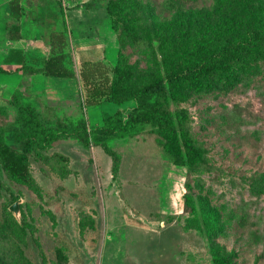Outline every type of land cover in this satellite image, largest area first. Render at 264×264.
<instances>
[{
  "label": "rangeland",
  "instance_id": "374dc122",
  "mask_svg": "<svg viewBox=\"0 0 264 264\" xmlns=\"http://www.w3.org/2000/svg\"><path fill=\"white\" fill-rule=\"evenodd\" d=\"M138 2L140 11L132 7L124 17L139 23L142 41L126 38L118 62L132 73L120 90L126 101L88 104L81 89L44 102L35 112L57 137L42 146L21 141L28 132L22 111L0 99V134L17 149L29 145L30 155L27 183L11 180L0 164V251L9 264H58L60 251L65 264H215V248L235 264H264V43L249 46L226 72L183 83L172 96L133 98L198 44L224 49L252 38L238 22L247 12L264 31V0ZM70 22L74 42H103L76 48L79 62L85 56L116 63L119 46L107 18L75 23L70 15ZM18 80L4 78L10 86ZM156 102L188 112L205 165L175 163L158 123L133 124L121 134L101 130L107 115L119 112L127 121ZM18 201L16 216L11 207ZM210 215L214 234L206 226Z\"/></svg>",
  "mask_w": 264,
  "mask_h": 264
},
{
  "label": "trees",
  "instance_id": "16d2710c",
  "mask_svg": "<svg viewBox=\"0 0 264 264\" xmlns=\"http://www.w3.org/2000/svg\"><path fill=\"white\" fill-rule=\"evenodd\" d=\"M175 1L168 0L172 5L177 4ZM105 4L107 14L119 40L118 61L113 67L101 63H92L83 67L81 77L85 89L84 99H87L88 104H100L107 101L121 104L128 99L125 95L122 97L120 90L132 73L118 67L120 50L126 38H131L138 43L142 41L139 23L127 20L124 17L127 10L132 7H135L136 11H140L138 0H109ZM252 16V12H247L238 21L243 27H249L252 30V38L245 39V42H239L224 49L214 48L209 44H198L191 51L190 56L180 61L177 67L165 75H157L153 80L144 84L136 91L133 98L172 96L174 90L183 83L196 81L214 73L226 72L230 69L231 63L240 57V54L249 46L252 48L264 43V31H260L254 26ZM115 20L121 25L117 26ZM58 37H62V35ZM61 58L62 56L53 54L42 69H34L32 72H43L46 75L58 77L73 76L74 73L62 66ZM6 105H12L22 111L28 130L27 133H22V136H20L24 144L35 141L42 146H48L57 137V131L54 128L46 127L39 120L35 112L38 111V108L23 102L21 92H16ZM0 111L2 110L0 109ZM188 119L189 115L185 109H181L177 114H174L168 110L163 102H156L151 109L139 110L136 114L130 113L127 121L119 116V112L107 115V123L101 127V130L111 134H121L126 132L133 124L158 123L162 135L161 144L173 158V161L194 170L205 165L206 158L204 150L193 138ZM110 120L113 121L111 127L108 125ZM18 135H21V133ZM24 146L17 149L10 145L4 136L0 134V164L11 180L20 183H27L31 177L30 155L27 147L29 145ZM109 152L117 160L115 153ZM206 226L210 234L218 232L216 218L213 215L208 216ZM213 258L215 264H235L231 255L221 254L216 248L213 252ZM58 259V264H65V256L61 251L58 253ZM0 264H9L6 255L2 251H0Z\"/></svg>",
  "mask_w": 264,
  "mask_h": 264
},
{
  "label": "crops",
  "instance_id": "0c3cea01",
  "mask_svg": "<svg viewBox=\"0 0 264 264\" xmlns=\"http://www.w3.org/2000/svg\"><path fill=\"white\" fill-rule=\"evenodd\" d=\"M70 15L75 23H82L88 16L94 20L107 18L109 30L115 34L113 36H116L119 46L117 33L102 0H60V5L50 0H0V73L5 75L0 76V99H4L5 104L16 92L23 94L25 104L36 108L44 102L49 103L50 99L57 102L71 99L80 95L81 89L84 98L83 67L92 63L110 65L104 59L91 61L85 56H82L81 62L78 61L76 48L81 52L87 48H102L103 42L97 38L74 42L70 32ZM53 54L62 56V66L74 73L73 76L58 77L32 72L42 69ZM117 61L118 56L116 63L110 66H115ZM8 74L19 76L15 85L10 86L4 81Z\"/></svg>",
  "mask_w": 264,
  "mask_h": 264
},
{
  "label": "water",
  "instance_id": "95a60500",
  "mask_svg": "<svg viewBox=\"0 0 264 264\" xmlns=\"http://www.w3.org/2000/svg\"><path fill=\"white\" fill-rule=\"evenodd\" d=\"M19 203L20 202L18 201L11 207V210L15 213L16 216H19V213H20Z\"/></svg>",
  "mask_w": 264,
  "mask_h": 264
}]
</instances>
